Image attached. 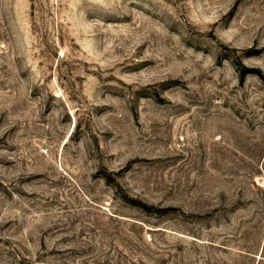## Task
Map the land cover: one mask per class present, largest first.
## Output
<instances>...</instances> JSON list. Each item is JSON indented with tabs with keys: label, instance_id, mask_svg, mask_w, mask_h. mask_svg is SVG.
Instances as JSON below:
<instances>
[{
	"label": "rangeland",
	"instance_id": "374dc122",
	"mask_svg": "<svg viewBox=\"0 0 264 264\" xmlns=\"http://www.w3.org/2000/svg\"><path fill=\"white\" fill-rule=\"evenodd\" d=\"M0 264H264V0H0Z\"/></svg>",
	"mask_w": 264,
	"mask_h": 264
},
{
	"label": "trees",
	"instance_id": "16d2710c",
	"mask_svg": "<svg viewBox=\"0 0 264 264\" xmlns=\"http://www.w3.org/2000/svg\"><path fill=\"white\" fill-rule=\"evenodd\" d=\"M245 74H246V73H245V72H243V74H242V75L244 76Z\"/></svg>",
	"mask_w": 264,
	"mask_h": 264
}]
</instances>
